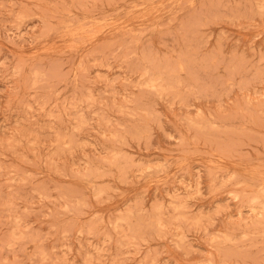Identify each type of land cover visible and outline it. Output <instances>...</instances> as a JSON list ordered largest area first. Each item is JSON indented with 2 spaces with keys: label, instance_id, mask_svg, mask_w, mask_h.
<instances>
[{
  "label": "rangeland",
  "instance_id": "obj_1",
  "mask_svg": "<svg viewBox=\"0 0 264 264\" xmlns=\"http://www.w3.org/2000/svg\"><path fill=\"white\" fill-rule=\"evenodd\" d=\"M0 264H264V0H0Z\"/></svg>",
  "mask_w": 264,
  "mask_h": 264
}]
</instances>
